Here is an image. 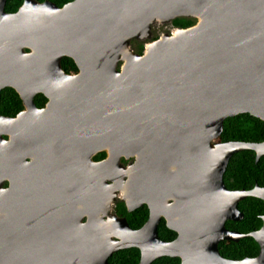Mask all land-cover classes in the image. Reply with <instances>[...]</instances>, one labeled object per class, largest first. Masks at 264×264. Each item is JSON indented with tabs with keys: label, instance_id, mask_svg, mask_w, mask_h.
<instances>
[{
	"label": "water",
	"instance_id": "water-1",
	"mask_svg": "<svg viewBox=\"0 0 264 264\" xmlns=\"http://www.w3.org/2000/svg\"><path fill=\"white\" fill-rule=\"evenodd\" d=\"M5 4L0 0V94L13 89L23 110L0 116L2 162H24L29 148L42 154L48 140L61 164L112 167L121 176L102 203L69 195L65 186L24 202L0 225V264H108L129 248L139 251L138 264L162 257L264 264V215L248 234L225 226L243 219L240 201L264 202V187L228 190L223 182L234 154L251 150L257 163L264 142L216 141L227 118L264 122V0H73L62 7L23 0L14 13ZM179 18L196 22L174 27ZM160 27L169 32L152 41ZM64 57L77 73L64 72ZM37 94L47 99L43 109L34 105ZM104 150L103 164L135 162L93 166ZM116 190L128 212L148 208L141 228L112 213ZM162 219L176 234L170 242L158 236ZM246 237L257 256L220 255L221 242Z\"/></svg>",
	"mask_w": 264,
	"mask_h": 264
},
{
	"label": "trees",
	"instance_id": "trees-1",
	"mask_svg": "<svg viewBox=\"0 0 264 264\" xmlns=\"http://www.w3.org/2000/svg\"><path fill=\"white\" fill-rule=\"evenodd\" d=\"M39 3L50 1L57 7L73 0H36ZM23 0H6L5 12L14 13L22 5ZM196 22L193 19L179 18L173 21V25L180 28H188ZM134 43V42H133ZM142 44L135 48L138 53L142 52ZM61 66L67 74L77 72V68L70 58L64 57ZM39 105L46 99L43 96L35 97L34 100ZM22 109L21 100L16 92L11 88H5L0 94V114L14 116ZM216 141L230 142L241 141L249 143L264 142V122L250 116L240 114L224 121L223 131ZM224 185L228 190H250L255 185L264 187V156L255 163V154L251 150L241 151L234 154L228 162L226 171L223 175ZM238 209L243 214V219L239 222L227 221L225 226L229 230L237 231L241 234H248L258 230L262 225L261 217L264 215V202L253 197L245 198L238 203ZM117 211L126 217L130 228L136 230L147 220V209L141 207L127 213L124 207L119 206ZM158 236L164 242H170L176 238V234L169 230L164 220L158 225ZM219 253L222 257L231 260H241L243 258H253L258 255L259 247L256 242L246 237L237 243L223 241L218 245ZM139 251L135 248L119 250L108 259V264H138ZM178 258L162 257L151 264H179Z\"/></svg>",
	"mask_w": 264,
	"mask_h": 264
},
{
	"label": "flooded vegetation",
	"instance_id": "flooded-vegetation-1",
	"mask_svg": "<svg viewBox=\"0 0 264 264\" xmlns=\"http://www.w3.org/2000/svg\"><path fill=\"white\" fill-rule=\"evenodd\" d=\"M173 26L176 27L175 25ZM154 32L152 41L158 39L162 33L169 32V30L168 28H162ZM138 44L140 45L141 43L134 44L135 47ZM40 95L43 96L42 94H37L34 96L33 100H35V97ZM43 97L45 98V96ZM46 103L47 99L41 105L34 101V105L37 109H43L46 106ZM22 110L23 106L18 113ZM18 113L14 116L1 114L0 116L14 118ZM2 138L4 140H8L9 136L3 135ZM50 149L51 147L49 146V142L47 140L44 142V152L42 154H40L36 149L29 148V153L26 154L24 162L18 161L10 164L2 162V154L4 152L0 149V225L4 223L6 218L8 219L11 215L23 211V207L25 206L24 202L33 198H35L34 200L37 202L40 198L47 197L50 193L55 195L58 191H60L62 186L67 188L66 192L69 195H74V192L77 191L79 196L94 198L95 200L98 199L99 202L102 203L107 199L109 194H112L111 189L113 188L112 186L115 185L113 180L117 183L120 180V171H113L112 167H106L101 172H93L91 166H87V168L82 170L81 166L77 163H74L73 166L61 164L59 161L63 157L59 155L57 157H53L49 154ZM58 149L62 150L60 147ZM107 157L108 152L106 150L97 152L92 157L93 166H122L123 169L127 166H132L135 162L134 158L125 159L124 157H121L119 165H114L112 163L103 164L102 162H104ZM80 181L88 182L89 185L86 188L81 189L78 185ZM120 194V191H115L112 213L118 217L126 219L125 216L121 215L117 211V208L122 206L127 213H132L133 211H127L124 201L119 198ZM141 207H145L148 213L146 205Z\"/></svg>",
	"mask_w": 264,
	"mask_h": 264
},
{
	"label": "rangeland",
	"instance_id": "rangeland-1",
	"mask_svg": "<svg viewBox=\"0 0 264 264\" xmlns=\"http://www.w3.org/2000/svg\"><path fill=\"white\" fill-rule=\"evenodd\" d=\"M162 28H164V27H160V28H158L156 31H158L159 29H162ZM153 33H155V32H153ZM137 44V43H136ZM133 47L135 48V45L133 44Z\"/></svg>",
	"mask_w": 264,
	"mask_h": 264
}]
</instances>
